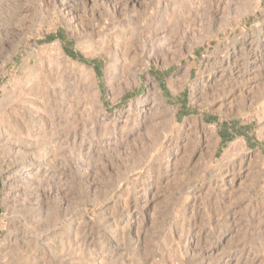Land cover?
<instances>
[{"label": "rangeland", "instance_id": "obj_1", "mask_svg": "<svg viewBox=\"0 0 264 264\" xmlns=\"http://www.w3.org/2000/svg\"><path fill=\"white\" fill-rule=\"evenodd\" d=\"M0 264H264V0H0Z\"/></svg>", "mask_w": 264, "mask_h": 264}]
</instances>
